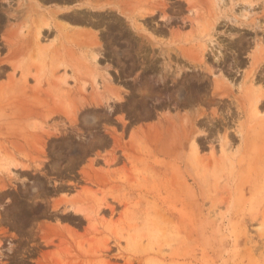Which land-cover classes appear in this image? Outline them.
Returning a JSON list of instances; mask_svg holds the SVG:
<instances>
[{
  "label": "rangeland",
  "instance_id": "rangeland-1",
  "mask_svg": "<svg viewBox=\"0 0 264 264\" xmlns=\"http://www.w3.org/2000/svg\"><path fill=\"white\" fill-rule=\"evenodd\" d=\"M0 264H264V0H0Z\"/></svg>",
  "mask_w": 264,
  "mask_h": 264
}]
</instances>
